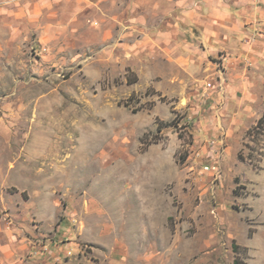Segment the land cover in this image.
Returning a JSON list of instances; mask_svg holds the SVG:
<instances>
[{
    "label": "rangeland",
    "instance_id": "obj_1",
    "mask_svg": "<svg viewBox=\"0 0 264 264\" xmlns=\"http://www.w3.org/2000/svg\"><path fill=\"white\" fill-rule=\"evenodd\" d=\"M204 2L0 0V264H264V137Z\"/></svg>",
    "mask_w": 264,
    "mask_h": 264
},
{
    "label": "crops",
    "instance_id": "obj_2",
    "mask_svg": "<svg viewBox=\"0 0 264 264\" xmlns=\"http://www.w3.org/2000/svg\"><path fill=\"white\" fill-rule=\"evenodd\" d=\"M183 1L185 0H166L170 3ZM258 1L259 5L256 4ZM258 1L205 0L204 15L199 16L194 25L198 31L196 37L198 44L205 49L204 54L214 56L220 52H227L234 57L233 62L230 60L231 63L225 67L226 71L220 75L221 79L217 80L215 92L222 100H232L241 104L233 113L246 116L241 118L240 124L248 130L264 116V76L259 78L246 75L252 71L244 70L240 65V59L245 53L249 54L258 48L264 51V0ZM250 3L252 5H249ZM256 32L260 38L257 40L256 37L253 41L257 45H253L251 38ZM259 43L263 45H258ZM190 45H195V41ZM257 104L260 105L259 109L256 108ZM233 120L236 121V118L233 117Z\"/></svg>",
    "mask_w": 264,
    "mask_h": 264
},
{
    "label": "built area",
    "instance_id": "obj_3",
    "mask_svg": "<svg viewBox=\"0 0 264 264\" xmlns=\"http://www.w3.org/2000/svg\"><path fill=\"white\" fill-rule=\"evenodd\" d=\"M262 131H263V126L262 127H260V126H258V131H251L250 132V135H249V138H250V144H252V145H256V138L257 137H259V135H261V133H262ZM219 142V144H218V146L220 147H224V141L223 140H219L218 141ZM216 143V142H215ZM219 150H220V148H219ZM213 160V159H212ZM215 166H217V163L215 162H212V161H209V163H208V165H206L205 167H204V170L207 172V173H210V174H212V176H214L215 177V179L217 180V179H219V177H220V173H219V171H218V168L217 169H215Z\"/></svg>",
    "mask_w": 264,
    "mask_h": 264
},
{
    "label": "trees",
    "instance_id": "obj_4",
    "mask_svg": "<svg viewBox=\"0 0 264 264\" xmlns=\"http://www.w3.org/2000/svg\"><path fill=\"white\" fill-rule=\"evenodd\" d=\"M134 82H135V81H134ZM134 82H133V83H134ZM257 126H260V127L264 126V116H263V118L258 122ZM254 130H255V128H254L252 131H254ZM250 132H251V131H250ZM234 248H235V250L238 249L237 246H235ZM237 252H238V251H237ZM237 262H238V260H236L235 263H237ZM237 264H238V263H237Z\"/></svg>",
    "mask_w": 264,
    "mask_h": 264
},
{
    "label": "bare ground",
    "instance_id": "obj_5",
    "mask_svg": "<svg viewBox=\"0 0 264 264\" xmlns=\"http://www.w3.org/2000/svg\"><path fill=\"white\" fill-rule=\"evenodd\" d=\"M256 128V127H255ZM255 131H258V129H255ZM260 137H264V128H263V131L261 133V135H259Z\"/></svg>",
    "mask_w": 264,
    "mask_h": 264
}]
</instances>
